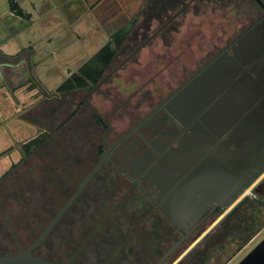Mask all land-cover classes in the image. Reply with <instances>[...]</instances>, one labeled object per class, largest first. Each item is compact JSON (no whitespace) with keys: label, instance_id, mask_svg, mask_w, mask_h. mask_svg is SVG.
I'll return each instance as SVG.
<instances>
[{"label":"rangeland","instance_id":"1","mask_svg":"<svg viewBox=\"0 0 264 264\" xmlns=\"http://www.w3.org/2000/svg\"><path fill=\"white\" fill-rule=\"evenodd\" d=\"M16 1L24 13L31 15L29 19L13 16L8 0H0V50L9 57L14 56H11L12 63L23 61L27 67L31 64L35 75L16 81L15 85L3 83L0 86V254L5 255L16 252L18 246L24 250L35 241L41 234L44 216L47 219L55 216L42 211H52L51 206L55 205L57 212L74 192L69 183L86 177L84 170H81L82 176H77L75 170L69 172L66 165L71 162L70 157L73 159L70 165L80 170L76 164L90 157L92 148L101 143L102 126H96L91 119L92 112L83 101V96L96 84L87 83L86 88L90 89L79 90L68 106L69 96L56 89L62 82L71 75H78L80 68L110 41L113 34L130 27L129 48L116 53L112 66L109 70L106 68L100 79L105 82L91 93L89 101L103 116L112 117L124 109L136 111L138 103L143 104L139 109L143 111L148 106L145 97L166 94L171 86L176 87L185 75L194 71V63L203 52L223 45L241 29L238 13L233 8L219 9L197 1L178 17L174 26L178 29L172 37H158L153 43V33L161 25L153 0ZM159 15L163 14L159 12ZM172 15L169 13L166 19ZM148 39L140 52L120 67L134 49ZM56 97H61V101L57 103ZM74 120L77 121L72 124ZM111 123L121 125L116 118H112ZM82 128L84 133H80ZM40 139L45 143L51 139L53 144L35 147ZM70 145L75 150L70 149ZM45 158L48 160L44 163ZM54 158L62 160L60 167L50 161ZM47 163L50 165L46 168ZM55 168L62 174L59 181L64 184L66 178L68 187L63 185L58 192L59 178L56 177L50 186L42 189V175H56ZM91 191L94 197L87 205L78 203L62 219L56 230L60 236L55 250L57 256L53 254L51 258L57 264H128L127 249V254L122 253L123 244L119 242L123 232L120 226L109 222L123 212L117 209L109 214L118 199H113L109 208L107 198L112 193H105L107 190L103 188ZM223 221L224 218L219 222ZM219 226L217 222L206 229L192 243L198 242L189 254L194 249L201 250L205 236ZM263 238L264 227L231 261L225 262L226 256L220 261L214 250L209 254L210 260L203 264H238ZM96 248L101 250L97 252ZM162 250L160 247L154 255L159 258ZM228 250L230 254L233 248Z\"/></svg>","mask_w":264,"mask_h":264},{"label":"flooded vegetation","instance_id":"2","mask_svg":"<svg viewBox=\"0 0 264 264\" xmlns=\"http://www.w3.org/2000/svg\"><path fill=\"white\" fill-rule=\"evenodd\" d=\"M197 1L213 4L219 9L222 7L233 8L238 13L241 29L235 36L227 39L223 45H215L212 49L203 52L201 58L194 63L196 66L194 71L185 75L176 87L171 86L166 94L145 97V100L148 101L146 110H139L143 104L138 103L135 106L136 111L124 109L122 113L116 112L111 117L109 114L103 116L91 104L98 112V116L88 105L93 88L83 96L84 104L92 112L91 119L95 121L98 128H100L98 124L102 126L101 143L92 148L90 157L84 159L81 164H76V166L79 165L80 170L76 167L74 169V165H70L73 161L70 157L71 162L66 165L69 172L75 170L77 176H82L81 170H84L87 175L83 180L69 183L74 192L57 212L55 205L51 206L52 211L45 209L42 211L43 214L51 213L55 216L48 219L44 216L40 236L77 193L94 169L99 165L100 168L49 232L44 243L35 249L32 255L57 264L51 258L56 255L57 240L59 241L60 238L56 230L65 215L78 203L87 205L94 197L91 191L93 189L103 188V190H107L105 193H112L107 198L109 208L113 199H118L117 203L119 202V204L112 205V209H108L109 214L117 209L123 210V212L119 213V218H111L109 222L120 226V230L123 232L119 242L123 244L121 252L124 254L128 252V264H166L168 261L170 262L167 264H174L190 245L205 233L206 229L217 222L221 226L223 222L219 221H222L223 218L225 220L242 202L238 200L232 205L226 206L237 197V193H240L248 181L247 178L239 177L242 167L237 156L235 158L234 153L237 151V147L230 140L232 128L221 130L211 126L210 108L215 101L203 110L192 109L193 105L189 104L188 106L182 101L180 95L217 60L233 58V50L239 40L255 26L264 24V0H153L154 8L156 12L158 11L156 16L160 18L161 23L153 33V43L158 37L163 39L168 36L172 37V33L178 29L174 27L178 17ZM159 12L163 14L162 17ZM169 13H173V15L166 19ZM129 40L131 38L127 34L117 53L129 48L127 44ZM149 40L134 49L132 55L120 67H123L131 57L138 54ZM113 60L107 70L112 66ZM183 67L185 68L186 65ZM77 92L79 90L60 93L69 96L70 100L67 104L71 106ZM54 100L58 103L61 101V97H56ZM112 118H116L121 125L119 127L113 125ZM80 133H84L83 128ZM75 134L78 136L77 132ZM45 142L40 146L46 147L53 144L51 139L47 143ZM69 148L75 150L71 145ZM47 160L45 158L44 163ZM52 160L57 163L58 167L62 165V160L54 158L50 161ZM49 165L47 163L46 168ZM55 172L59 176L46 177L42 175L41 186L39 185L42 189L50 186L49 183L54 181L53 179H57L56 177L59 178L58 181L62 179V174L57 168H55ZM98 178L99 180H97ZM60 181H56V184L59 185L58 192L61 191L63 185L68 187L66 178L64 184ZM54 188L56 192V187ZM247 190L249 191L247 192ZM116 193H122V195L118 196ZM243 193H246V196L243 194L245 197L242 196V198L250 199L249 197L252 196L251 200L264 203V173ZM105 208L106 206H103V210ZM158 231L162 232L158 234ZM160 247L163 252L158 258L154 253H157ZM27 248L23 250L18 246L16 252L7 255L23 253ZM95 250L99 252L101 249L96 248ZM102 252L100 253L102 254ZM4 255L0 254V256ZM182 263L183 261L180 264ZM118 264L120 263L118 262Z\"/></svg>","mask_w":264,"mask_h":264},{"label":"water","instance_id":"3","mask_svg":"<svg viewBox=\"0 0 264 264\" xmlns=\"http://www.w3.org/2000/svg\"><path fill=\"white\" fill-rule=\"evenodd\" d=\"M233 52V58L217 60L180 95L188 106L193 105L192 109L203 110L215 101L210 108L211 126L221 130L232 128L230 140L237 147L234 154L242 167L239 177L248 181L227 207L241 200L243 191L264 173V24L255 26L244 35ZM104 82H99L92 93ZM88 105L99 116L91 103ZM99 168L100 165L25 252L0 256V264H54L32 255V252L44 243ZM238 264H264V238Z\"/></svg>","mask_w":264,"mask_h":264},{"label":"trees","instance_id":"4","mask_svg":"<svg viewBox=\"0 0 264 264\" xmlns=\"http://www.w3.org/2000/svg\"><path fill=\"white\" fill-rule=\"evenodd\" d=\"M10 10L17 16L25 13L16 0H8ZM130 28V27H128ZM122 28L113 34L110 41L95 56L80 68L78 75H71L57 90L67 92L85 89L87 83L97 84L106 68L114 59L123 44L129 29ZM43 142L37 143L35 147ZM264 227V203L251 199L243 200L234 211L223 221L216 231L205 236V244L201 250L194 249L182 264H203L210 260L209 254L216 250L219 260L226 256L225 262L231 261ZM233 251L228 254L229 248ZM232 250V249H231Z\"/></svg>","mask_w":264,"mask_h":264},{"label":"crops","instance_id":"5","mask_svg":"<svg viewBox=\"0 0 264 264\" xmlns=\"http://www.w3.org/2000/svg\"><path fill=\"white\" fill-rule=\"evenodd\" d=\"M10 12H11V14L13 16H16V17H19V18H28L29 19V16L31 15L29 13H25V16L24 17H20V16H17L16 14H14L11 10H10ZM0 56L1 57L2 56L4 57V58L2 57V59L0 57V59H1L0 60V86L3 85V83H5L7 86H9L10 84H14L15 85L17 83L16 81H20L23 78H26V79L27 78H30V75L31 74L33 76L35 75V73H33V70H31V68H32L31 67V64L29 65V67H27L23 61L17 62V63H12L11 62V60H12L11 58H13L14 56L13 55H10V57H9V55H6V53H4L1 50H0ZM11 56H13V57H11ZM34 67H36V64L34 65ZM27 70H30V71L27 72ZM62 84H63V82H62ZM58 88H59V86H58ZM58 88H56V89H58ZM10 90L12 91V89H10ZM31 92L34 93V91H31ZM196 244H198V242H195V245L193 244L191 246L190 250H187L184 254H182L175 261L174 264L179 263L188 254V252L191 251L196 246Z\"/></svg>","mask_w":264,"mask_h":264}]
</instances>
